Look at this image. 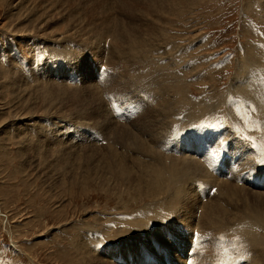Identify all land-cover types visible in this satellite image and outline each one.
<instances>
[{
	"label": "rangeland",
	"instance_id": "374dc122",
	"mask_svg": "<svg viewBox=\"0 0 264 264\" xmlns=\"http://www.w3.org/2000/svg\"><path fill=\"white\" fill-rule=\"evenodd\" d=\"M11 1H14L13 5L19 2V0ZM118 3L119 0H21L15 7L12 5L0 8V264H87L85 259L87 247L91 249L93 246H99L98 242H103L101 247L99 246L101 248L99 249L100 254L97 253L96 255L105 256L110 249L112 252L117 250L119 248L117 243H120L121 240L128 239L124 235L128 227L130 228V225L127 224L130 215L123 211L122 214H115V217L113 214L117 211L115 208L123 203L115 195L117 188H112L109 191L112 193L104 191L103 185L105 182L102 178L105 175L101 177L98 174L99 177L96 176L93 181L91 178V180H82L79 177L78 181L72 180L71 171L74 167V172L77 173V165L69 162V159L80 158L83 161H88V154L92 148L85 147L84 142H81L83 140L81 134L84 132L91 133V130L87 131L88 128L82 127L92 122L95 124L94 129L105 135L108 131L104 127L108 124L104 120L105 117L112 120L113 124L126 123L137 127L148 125V128L159 129V132L164 129L170 131L174 128L175 123L173 125V120L175 118L173 116L170 117V121L168 120L163 125L158 126L155 121V126L158 127L150 125L147 118L145 122L138 120L143 117L142 114L146 117L150 114L158 117L159 111L160 115L163 113L161 112L162 109L155 110V107L148 101L149 97L145 95L146 85L150 82L148 78L151 79L150 76L153 77V80L157 78L152 85H155L157 81L161 82H157V86L152 87L151 79L150 86L148 85L147 89L155 88L154 92L160 89H169L170 95L166 94L163 97L169 96L168 99L166 98L169 101L172 96V102L171 100L170 102L174 104L173 107L176 104V107L170 109L175 111L180 108L175 112L178 115L177 118H180L179 121L185 112H188L189 115L192 112L197 113L195 115L197 117L191 119L190 125L182 128L188 131L190 136L210 137L211 134L215 133L217 124L223 122L227 125L225 127L227 137L232 142L230 146L234 148L233 151L240 154L239 163L243 167L253 166L252 159L249 157L250 154L244 152L247 149L239 144L241 143L239 138L246 137L245 140L249 144L251 140L252 142H259L257 138H252L251 133L262 131L261 134H263L262 127L260 128L258 125L250 127V123L244 121L246 123L245 131L237 127L242 135V137H239V135L234 134L227 121L220 117L217 118L219 121L214 120L215 115L213 114L210 117L212 114H209V112L206 114L203 108L208 107V104L214 106L215 102L217 103V100L221 97L224 99L227 97L225 99L226 105L222 104L223 109L221 108L220 111L222 115H229L226 111L234 110V107L230 105H234L236 102L233 99L235 97L229 95L236 93L235 88L231 90L233 79L247 78L255 73L258 78V90L260 95L264 96V63H262V69H259V71L252 68L254 64L256 65L257 59L264 61V55H261V53H264V0H185L186 14H183L184 19L181 18L183 21L179 27L174 26L169 21L167 22L168 25H165L164 22H158V24L156 21L154 23L156 29H154L153 24H147L143 18H139L137 22L140 23L142 30H144V26L148 25L149 32L155 31L153 35L160 31L163 32V35L166 34L163 47H161L160 39L157 41L153 38L152 42L155 41V43L153 46L148 45V49L144 45L140 47L137 44L136 52L134 49H132V53L128 51L129 56L131 55V61L127 51L124 53L128 62L135 61L138 58L140 60L136 61L142 59L144 66L152 64L151 66L154 68L152 69L156 72L151 69V73L146 75L147 79L143 83L132 82L128 77L120 74L115 67L116 72L113 67L107 66L109 53L105 51V54L99 55L94 44L98 40L91 38L94 34L93 28L95 29L97 25L96 22L99 23L103 18L109 20L111 14L123 18L127 17L122 15L117 8ZM129 3L131 9H138L134 0H129ZM154 3H157V0ZM113 8L115 12L112 11ZM126 8L130 9L128 5ZM98 12L102 13L96 14ZM82 13H88L87 19L92 23L79 29L77 27L78 21L74 18ZM174 17L176 15H170V18ZM128 19L132 20V18ZM141 22L146 25L141 24ZM38 24L43 25L41 28H37L36 25ZM151 27L154 30L150 29ZM142 33L145 40L147 35L144 34V31ZM167 33L172 36H168ZM78 34H82V38ZM141 34L139 40H141ZM109 40L105 42L104 47H108ZM62 41H65V44ZM169 42H174L171 49L166 48L171 46V44H167ZM127 44L125 43V50L129 49ZM61 45L64 48L66 47L67 54H65L66 52H64L65 55L62 54L64 48ZM155 46L159 52H157ZM73 47L77 49H75L76 51L79 50L78 54L73 51ZM151 47L155 48L158 55L151 51V49L153 50ZM177 48L180 50H177ZM45 50L46 52H43ZM43 53H47V55ZM133 53H138L137 56L140 55L137 57L135 54L136 58L134 56L133 59ZM69 54L70 56L67 57ZM168 54H171L170 57L172 56L174 59L170 58ZM144 57L150 58V60L147 62V58H145L147 62L145 63ZM151 57L153 59L154 57L155 59L158 58V62H160L151 60ZM54 58L57 60H53ZM59 58H66V62L63 65L59 64L57 62ZM104 61L107 62V65H104ZM166 63L167 66H165ZM156 64H158V67ZM16 65L19 66V70ZM168 70H173V78H170L171 75L166 74ZM119 75L122 77L121 79ZM180 77L185 80L184 84L180 86L181 92L177 89L179 87L176 88L177 91L171 87V83L176 79H178L176 82L180 83ZM98 84L99 86H97ZM158 85L162 88H159ZM68 88L75 94V97L70 96L65 91V89L69 91ZM114 95H118L123 100L120 109L113 101ZM235 95L239 94L236 93ZM97 98L101 100L100 108L95 110L100 115L99 125L96 124L98 119H96L94 112L91 117L82 113L86 108V102H94ZM248 103L243 101V104ZM227 105L233 109L227 110ZM198 108H201L202 111H199ZM207 115L213 119V123L212 120L209 122ZM160 119L164 121L163 117ZM57 122H60V128H67L65 132L66 140L60 141L58 139L60 143L59 141L52 143L50 140H44L41 134L37 135V133H43L47 128L46 126H51ZM208 123L209 125H207ZM43 128L45 129L43 130ZM80 129L81 133L78 132ZM112 131L115 132V129L112 128ZM179 132L180 129L170 131V135H166L163 139L172 141L178 136ZM89 135L86 136L91 140ZM248 135L250 136L248 137ZM75 140L77 141L75 142ZM164 141L161 143V149H163ZM248 142L245 144H248ZM251 146L253 147L252 143L247 147L251 150L253 149ZM213 151L218 153L219 149L210 151L211 155L214 153ZM97 153L95 152V157H97ZM212 156L215 161L214 154ZM231 167L234 169L237 166L233 164ZM106 169L108 170L107 167ZM216 174H218L216 175L218 177H225L220 172ZM245 184L248 185V182ZM262 184L264 185V171L262 173ZM254 189L264 190L263 187H254ZM203 199L205 198L203 197ZM149 201L145 200L144 203ZM141 206L135 209H140ZM121 209L126 210L125 208ZM109 218H112L111 221L108 220ZM113 220L114 222L118 221L115 224ZM257 228L261 229V227ZM91 229H98L101 233L92 234ZM116 234L119 238L115 237ZM199 234L197 232V236ZM203 240L204 246L206 245L205 238L201 239V245H197L198 248L195 245L194 249L196 251L203 246ZM153 242H155V248L159 250L158 242ZM166 242L171 244L169 239ZM110 244L112 245L110 246ZM224 244L226 245V242ZM190 248L192 249V247ZM199 253L197 252V255ZM161 254L162 251H159V255L155 254L157 259L153 258L155 263L152 264H170L169 261L178 264L168 252H165L163 256ZM197 255H194L195 264H200ZM113 256L110 255L117 264H129L121 262L119 258ZM145 258L146 254L142 256L143 263ZM183 263H185V260Z\"/></svg>",
	"mask_w": 264,
	"mask_h": 264
},
{
	"label": "bare ground",
	"instance_id": "6f19581e",
	"mask_svg": "<svg viewBox=\"0 0 264 264\" xmlns=\"http://www.w3.org/2000/svg\"><path fill=\"white\" fill-rule=\"evenodd\" d=\"M20 1L21 0H19V2ZM154 1H156V0H134L136 5L138 6V9L133 10V9H131V5L129 3V0H119L117 8L121 11L122 15H124V16L126 15L128 18H132V20L128 19L127 17L123 18L117 12L121 17L111 14L112 16H110L109 20H105L103 18L99 23L96 22L97 25H96L95 29L93 28L94 34L91 36V38L93 40H95V38L98 40L94 44L96 45L95 48L98 50L99 55L105 54V51H106V53L107 52L109 53L108 59H107L108 65L106 64L107 60L104 61V65H107L109 67H113V69L115 67V69H118L117 71H119L120 74L128 77V79L131 80L132 82L136 81L137 83H139V82L143 83V81H145L147 79L146 75L150 74L154 68L151 66L152 64L149 66H146V65L144 66L142 59H141L142 63H141V61L137 62L136 60H140V59L136 58L138 53L137 54L135 53L136 56L133 53L134 55L132 56V58L135 56L136 59H135V61L132 60V62H128L127 59H125L126 57H125L124 53H126V51H127V54L129 56L128 51H131V53H132V49H134V51H135L137 48L136 47L137 44L140 47L144 45V47H146V49H148L147 47H149L150 45L153 46L155 43V41H154V43L152 42L153 38H155L157 41L160 39L159 41L162 43V46L161 45L160 46L163 47V44L165 42L164 37L166 35V34L163 35V32H161L160 30H159L160 32H158V33L156 32V34L153 35V32H155V31L149 32V30L147 28L148 25L144 26V25H146L144 22H141V24L144 23V25H143L144 30H142V28L140 27V23H138L137 20L139 18H143L145 20V22H147V24L148 23L153 24L154 29H156L155 25H154V23L156 21H157V23L158 22L159 23L164 22L165 25H168L167 22L169 21L174 26L179 27V25H181V23L183 21L181 18L184 19L183 14L184 13L186 14L185 0H157V3H154ZM13 2L14 1H11V0H0V8L2 6L10 7L13 5ZM28 2H30V1H28ZM16 5H13V7H15ZM127 5L130 7V9L126 8ZM113 10H114V8L112 9V11ZM115 10H117V9H115ZM113 12H115V11H113ZM101 13L102 12H98L96 14H101ZM87 14L88 13H82L80 16H76L74 18V20L78 21L77 27L79 29H82L83 26L89 25L92 23V21L87 19V16H88ZM170 15H172V16L176 15V17L170 18ZM167 17H169V18H167ZM172 19H173V21H172ZM44 23L46 24L47 21ZM42 25L43 24H38V25H36V27L41 28ZM161 26H163V25L161 24ZM161 26L159 25V27H161ZM168 28H169V26H168ZM150 29H152V27ZM154 29H152V30H154ZM174 29H175V27H174ZM142 31H144L145 32L144 34L147 35V38L145 40L142 37V35H143ZM166 31H168V30H166ZM171 32H172V30H171ZM185 32H186V29H185ZM164 33H165V31H164ZM140 34H141V40H139ZM78 35L82 38V36H81L82 34H78ZM167 35L172 36L169 33H167ZM61 39H62V37H61ZM108 39H110L109 40L110 43L108 44V47L107 46L104 47V44H106L105 42L108 41ZM64 42H63V44H65ZM125 43H128L127 45H129V49L126 48L127 50H125V47H126ZM167 44L168 45L171 44V46L169 47L167 45L168 47H166V48L171 49V47L174 46V42H169ZM84 45H86V44H84ZM61 46H63V45H61ZM69 46H70V44H69ZM181 46H182V44H181ZM90 47H92V46H90ZM175 47H176V45H175ZM182 47H180V48H182ZM62 48H64V46ZM70 48H69V51H70ZM151 48H153V47H151ZM155 48H156V46H155ZM155 48H153V50L151 49V51L153 53L157 54V52H159V51L156 48V50H157V52H156ZM73 49H74V47H73ZM75 49L73 51L77 50V49L76 50ZM85 49L87 50L86 47H85ZM178 49L179 48H177V50ZM78 51H76L77 54L79 53ZM43 52H46V50ZM59 52H61V51H59ZM62 52H63L62 54H64V52H66L65 54H67L66 47L63 49ZM160 53H161V51H160ZM51 54H54V53H51ZM44 55H47V53H45ZM144 55H145V53H144ZM168 55L170 57L171 54H168ZM261 55L263 56L264 53H261ZM58 56H59V54H58ZM68 56H70V54L67 55V57ZM128 56H127V58H128ZM176 56H178V55H176ZM53 57H54V55H53ZM60 57H62V56H60ZM73 57H74V54H73ZM130 58H131V55L129 56V59ZM145 58H147V57H144V62L147 63L148 60H150V58L149 59L147 58V62L145 61L146 60ZM164 58H165V56H164ZM164 58H162V59H164ZM43 59H44V57H43ZM97 59H98V57H97ZM152 59H153V57H151V60ZM172 59H174V58L172 57ZM53 60H57V59L54 58ZM153 60H157V62H158L159 59L158 58L155 59V57H154ZM253 60H255V59H253ZM253 60H252V62H253ZM260 60L261 59H257L256 65L254 64V66L252 67V68H256L257 71H259V69H262L261 68L262 63H264L263 60H261V61ZM3 61L5 62V59ZM130 61H131V59H130ZM57 62L59 64L63 65V63L66 62V58H59V60ZM163 62H165V60ZM156 65L158 67V64H156ZM165 66H167V63L165 64ZM17 67L19 70V66H17ZM115 69H114V71H115ZM242 69L244 70V67ZM263 70H264V68H263ZM23 71H24V69H23ZM53 71H55V70H53ZM154 71L155 70H153V72ZM157 72H158V70H157ZM163 72H164V70H163ZM172 72H173V70H168L166 74L168 76L171 75L170 78H173ZM24 73H25V71H24ZM26 73H27V71H26ZM17 74H20V73H17ZM31 74H32V72H31ZM155 74H153V75H155ZM160 75H162V74H160ZM34 77H38V76H34ZM150 77L152 79V82H151L150 78H148V80L151 82V86L152 87H154L155 85L157 86V82H159V81H157L155 85H152V83H155V80L157 78L155 80H153V77L152 76H150ZM121 78L122 77L120 76V79ZM163 78H164V75H163ZM240 78H237V79L234 78L233 79L231 90L233 88H235V92L238 93L239 95H235L236 93H234L233 95L232 94H229V95L235 97V98H233L234 101L237 102V100L238 99L239 100H238V103L236 104V106H235L236 102L235 103L233 102L234 105L233 104L230 105V106L234 107V110H231L230 108H232V107H229L227 105V108H228L227 110H231V111H226V113H229V115H222V112L220 111L221 108L223 109V107L221 105L222 104L226 105L225 99L227 97L225 99L221 97L219 100H217V103L215 102L214 106L212 104H211V106L208 104V107H204L203 110L206 112V114H208L207 112H209V114L211 113L212 115H210V117H212L214 114L216 118L214 117L213 119L214 120L216 119V121H219L217 119L218 117L227 121V123H229L231 130H233V132L236 136L239 135V137L240 136L242 137V135L240 134L241 133L240 130L245 131L244 128H246V126H245L246 123H244V121L249 122L250 127H252L254 125L255 126L258 125V127L260 126V128L262 127L263 132H264V96L260 95V92L258 90L257 75L255 73L250 77L243 78V79H240ZM48 79H47V81H49ZM177 80L178 79H176V81ZM131 81H129V82H131ZM176 81H173V83H171V81H169V83H171V87H173V90L177 91V89H179L178 91H180V86L182 84H184L185 80L180 77V83L181 84L179 82L177 83ZM61 82H63V81L61 80ZM124 82H125V79H124ZM150 82H149V84L147 83L149 86H150ZM59 83H60V80H59ZM67 83H66V85H68ZM95 84H97V83H95ZM95 84H93V85L96 86ZM126 84H127V82H126ZM144 84H146V83L144 82ZM148 85H146V90H145L146 94L145 95L149 97L148 101L150 102V104L153 107H155L154 108L155 110L158 111V110L162 109L161 112H163V113L161 115H160V111H159V114H157V111H156V114L158 115V117L160 115L159 118L163 117L164 121H162L161 119L159 120V118L156 115H152V114H150V115L147 114L148 115L147 117H146V115L142 114L141 116H143V117L139 118L138 119L139 121L145 122V120L147 118L150 125L152 124L154 127H158L159 125H163L165 122L167 123L168 120L170 121V117L173 116L175 118L173 120V125H174V123H175V125H174V128H172L173 130L170 129V131H174V130H179V129L181 130L182 128H186L188 125H190V121H192L191 119L197 117V116H195L197 114L196 112L195 113L192 112L190 115L188 112H185L182 114L183 117L179 121L178 119H180V118H177L178 115L175 112L178 111L180 108H177V110H175V111L171 110L172 108L175 109V107H176V104H175V107H173L174 104H171V102H172L171 97L172 96L170 97L169 101H167L169 96L163 97L164 95L166 96V94H169V92H170L169 89L168 90L167 89L166 90L160 89L158 91L156 90L155 92H157V93L153 94V93H155L154 92L155 88L154 89H152V88L147 89ZM258 85H259V83H258ZM97 86H99V84ZM105 86H106V84H105ZM169 86H170V84H169ZM102 87H103V84H102ZM140 87H141V84H140ZM142 87H143V85H142ZM158 87L160 88L161 86L158 85ZM177 87H179V88H177ZM97 88L100 89L99 87H97ZM143 88H145V87H143ZM68 89H69V91H67V89H65V91L70 96L75 97V94L71 92V89L70 88H68ZM101 91H102V88H101ZM152 91H153V93H152ZM94 92H98V91H94ZM44 93L45 92L43 91V94ZM79 100H81V99H79ZM170 100H171V102H170ZM177 100L179 102L178 98H177ZM102 101H103V99H102ZM243 101H244V103L249 102L250 104L249 103L243 104ZM100 104H101L100 98H97L94 102H88L87 101L86 102V108L82 112L85 115H89V117H91L93 115V112H94L96 119H98V122L96 123L98 125H99L100 115L95 110L100 108ZM216 108L218 109L217 111H216ZM200 110H201V108L199 109V111ZM246 110H248V111H246ZM74 117H76V116L74 115ZM207 118H209L208 115H207ZM196 119H194V121H196ZM213 119L209 118L208 120H209V122H210V120H212V123H213ZM104 120H106L108 123L107 125L104 126L105 129H107L108 131L106 132L105 135L104 134L102 135V132L100 131L101 135H102L101 137L103 139L102 141H100L101 143L91 141L90 138L88 136H86L87 133H85V132L83 133V134H85V136H83V134H81V136L83 137V140L81 142H84L83 144L86 145L85 147H91L92 149H90V152L88 154V161H83L80 158H74L72 160L69 159V162H73L77 165V167H76L77 173L74 172V167H73L72 171H71L72 172L71 178L74 181H78V177L82 180H89L91 178L93 181L96 179V176H98V174L101 175V177H102V175L103 176L105 175L104 178H102L103 182H105L103 185L104 191H108V193H112L109 191L112 190V188L113 189L117 188L115 195L123 201V203H120L119 206H117L115 208V209H117V211H116V213H113L114 217H115V214H122V211L126 212V214L130 215V220L127 221V224L130 225V228L128 227L127 232L125 231L126 234L124 235V237H128V239L124 240V241L121 240L120 243H117V245L119 244L118 245L119 248L117 250H114V252H112L110 249L108 254H106L105 256L96 255L97 253L100 252L99 249H101L100 247H101L103 242L97 243V244H99L100 247L97 245L93 246V248H91V249L89 247H87L85 250V259H86L87 264H117L115 259L111 258L110 255H114L113 256L114 258H119L121 262H127L129 264H152L153 262H155V261H153L154 260L153 258L157 259L156 255H159V251H162L161 256H163L165 254V252H168L172 256L173 260H176L178 264H182L184 261V258H182L181 254L187 253V250L189 248V244L191 242V239L194 235L195 230L198 233H200L198 235L199 237L197 236L198 243L196 244V246L201 245V239L205 238V240H206V243H205L206 245L204 246V240H203V246L200 247L199 249H197V251H196V255H197V252H200L199 255H197V259H198L200 264H218L219 260L217 257H218V255L223 254L222 248L234 250L235 249L234 245L227 244V243L225 245L224 241L222 240V236L228 237V236H232L234 234L240 236L241 245L245 247L243 252H244L245 258L247 259V260H245L246 263H248V264H264V190L254 189V187L245 184L246 182H248L247 174H246L247 167H243L242 165H240V167H238V166L235 167L233 169L234 171L231 170L228 172V173L232 174L233 176H235V178L233 176L228 175L227 170H226L227 166H229L228 168H230L234 164L231 161V158L229 155L230 151H232L230 149V143H232V142L227 140L225 143L219 144L220 148H219L218 152H220L225 157H228V159H226L224 164L220 165V167H221L220 173L223 174L225 177H218V176H216L218 174L213 175L212 173H210L205 168L204 164L195 155L190 154L189 152H181L180 154L175 155V154H169L172 152H166L165 150L161 149V145H162L161 143H162V141L165 140L163 138L168 134L170 135V131H168V129H164L161 132H159L158 131L159 129L156 130L155 128L154 129L150 128V127L148 128V125L147 126L145 125L142 127H137L136 125L132 126V125H128L126 123H123V124L122 123H117V124L114 123L113 124L112 120H110L109 118L107 119V117H105ZM155 121L158 124V126H155L156 125ZM177 121H179L178 124H176ZM57 123H53L51 126H46L47 127L46 130H44L45 128H43L44 132L42 130L43 133H37V135L41 134L42 137L44 138V140L45 139L50 140V142H52V143H56L59 140L60 141L66 140L67 137H66L65 132H66L67 128L62 129V128H60V122H57ZM200 123H201V121H200ZM191 124H192V122H191ZM215 124H217V123H215ZM207 125H209V123ZM226 126L227 125H225V127ZM94 127H95V124L90 122V123H88V125H85L82 128H88L87 131L91 130V133H88V134H91L94 137V139L97 140V139H99V137H98ZM237 127L240 128V130L237 129ZM98 128H99V126H98ZM112 128L115 129V132L112 131ZM81 129L78 130V132L81 133ZM257 130H258V132L260 131L259 128ZM220 131H223V133H225V130L223 128L220 129ZM261 132L260 133H256V132L251 133L252 138L253 137L257 138L259 141V142H257V141L252 142V140L250 141V144L251 143L253 144V147L251 146V148H253L252 150H250L248 148L250 146V144L248 141L245 140L246 137H242V138L237 137L240 139V142H241L239 144H242V146L248 150V153L250 154L249 157H251V155H261L264 152V133L261 134ZM249 136L250 135H248V137ZM216 138L217 139L220 138L219 134L216 135ZM250 138H247V139H250ZM72 140H74V139H72ZM60 141H59V143H60ZM76 141L77 140H75V142ZM71 142L73 143V141H71ZM247 142H248V144H245ZM201 143L202 142H199L198 146H200ZM173 150H175V152H179L180 150L184 151L185 149L184 148H180V149L176 148ZM95 152H98L97 157H95ZM213 154L214 153H212V155ZM212 155L209 152L205 156L206 157L205 161L215 162L214 157ZM238 157L239 156L233 155V159L238 158ZM251 159H252V157H251ZM249 163H250V161H249ZM263 163H264V160L262 161V164ZM106 167L108 168V170L106 169ZM249 168H250V170H252V172L254 174H257L260 172L259 163H258V166H256V165L249 166ZM263 171H264V169H263ZM221 174H220V176H222ZM260 180L262 181L261 178H260ZM97 183H98V180H97ZM199 185H202L203 188L200 189L198 187ZM101 186H102V184H101ZM197 187H198L199 192L201 193L202 198L200 197L199 193L197 192L198 191ZM211 189H212L213 194L211 192ZM201 190H202V192H201ZM110 196H111V194H110ZM203 197L205 199H203ZM145 200H150V201L144 203ZM143 203H144V205L141 206V204H143ZM138 206H141L140 209H135ZM120 207L125 208L126 210H123ZM112 212H114V211H112ZM110 215H112V214H110ZM222 215L225 218L224 217L222 218ZM112 216H110V217H112ZM111 219L109 218L108 220L111 221ZM122 219H124V218H122ZM117 221L118 220H116L114 222V220H113V223L116 224ZM172 226H173V228H172ZM257 227H259V228L261 227V229H258ZM99 229H100V227H99ZM91 231H93L92 234L101 233V231L98 229H91ZM113 232H114V229H113ZM113 232H112V234H113ZM110 236H112V235H110ZM115 237L119 238V237H117V234ZM167 239H169L171 244L166 242ZM153 241L158 242L159 248H160L159 250H157L155 248V246H154L155 242H153ZM106 243H104V244H106ZM111 245L112 244H110V246ZM107 246H108V244H107ZM197 248H198V246H197ZM144 254H146V258H145V262L143 263L142 256Z\"/></svg>",
	"mask_w": 264,
	"mask_h": 264
},
{
	"label": "snow or ice",
	"instance_id": "6c2138e0",
	"mask_svg": "<svg viewBox=\"0 0 264 264\" xmlns=\"http://www.w3.org/2000/svg\"><path fill=\"white\" fill-rule=\"evenodd\" d=\"M218 264H231V262L230 261H220L218 262Z\"/></svg>",
	"mask_w": 264,
	"mask_h": 264
}]
</instances>
